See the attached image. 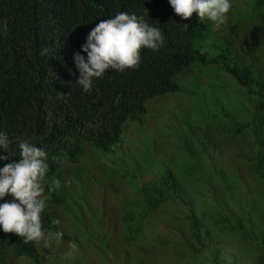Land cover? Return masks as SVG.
Returning a JSON list of instances; mask_svg holds the SVG:
<instances>
[{"label":"trees","instance_id":"trees-1","mask_svg":"<svg viewBox=\"0 0 264 264\" xmlns=\"http://www.w3.org/2000/svg\"><path fill=\"white\" fill-rule=\"evenodd\" d=\"M117 1L0 0V132L8 135L17 153L7 161L0 160V168L21 159L16 146L22 140L44 149L49 166L77 154L87 140H96L95 146L107 151L108 137L105 146L101 144L103 138L97 137L104 134L77 131L70 122L74 116L87 121L98 117L106 135L117 132L115 137L119 139V124L111 113L98 110L101 107L92 103L101 101L103 93L91 95L82 90L76 82L80 73L73 59L76 52L82 53L92 30L88 24L94 19L92 14L108 13ZM129 1L146 12L144 3ZM249 1L256 11L264 4V0ZM161 8L167 7L163 4ZM262 27L260 19L257 28L250 30L249 37L263 47L255 51L252 65L243 58L221 59L223 68L242 81L244 72L255 73L256 80L247 93L251 102L242 109L246 123L226 120L224 110L235 102L222 96L218 85L210 88L219 94L216 104L206 89L193 93L197 122L187 120L190 127L185 136H180L179 144L168 137L160 140L157 134H151L147 143L141 141L148 147L147 162L155 169H147L151 177H145L142 184L134 180L135 190L123 198L121 211L111 206L103 216L83 214L91 236L99 234L100 229L108 233L109 241L104 243L108 251H103L99 243L98 247L93 245L96 251L103 256L104 252H113L116 257L138 256L140 264L144 254L159 260L172 258L176 264H264ZM42 48H47L45 55H41ZM250 54L254 55L252 50ZM169 60L176 63L171 65L172 74L183 69L177 57ZM107 72L97 79L101 88L115 73ZM117 115L123 123L124 115ZM46 116L51 121L57 118L61 124L66 122V127L59 131L61 127L56 124L58 130L49 129L44 135ZM0 153L8 155L4 149ZM11 200L9 194L0 199V204ZM78 218L69 217L68 225ZM95 219L100 220L96 223ZM81 236L76 231L71 242L77 244ZM0 247V264H4L2 251L7 248L2 249V240ZM24 254L41 261L38 251L25 249Z\"/></svg>","mask_w":264,"mask_h":264},{"label":"clouds","instance_id":"clouds-1","mask_svg":"<svg viewBox=\"0 0 264 264\" xmlns=\"http://www.w3.org/2000/svg\"><path fill=\"white\" fill-rule=\"evenodd\" d=\"M137 1L146 5L145 13L133 7L129 0L117 1L108 13L98 16L93 13L94 19L88 22L92 30L82 45V53L73 50L80 73L77 84L84 92H92L91 95L97 91L103 93L101 101L92 103L101 107L98 110L111 113L119 124V139L115 137L117 132L106 135L98 117L87 121L74 116L70 122L77 131L84 135L104 134L97 137L103 138L101 144L105 146L108 137L107 151L95 146L96 140H87L79 158L83 148L49 166L44 149L22 140L16 146L21 159L0 168V199L12 196L10 202L0 204V240L2 249L7 248L5 253L2 251L4 264H41L48 259L50 250L61 247L65 240L68 250L64 259H73L78 245L71 242L74 234L64 227L68 226L75 207L90 210L113 206L121 211L119 204L130 193L124 181L130 179L128 165L133 164L134 141L147 143L143 138L133 139L132 122L145 125L143 120H147L148 138L158 132L166 135L165 124L174 119L172 110L163 107L156 113L153 107L160 108L164 103L179 105L183 100L196 116L191 95L206 89L216 104L220 101L219 94L210 88L218 85L221 95L236 103L230 102L224 110L226 120L246 123L247 115L242 109L251 102L247 93L256 80L255 73L244 72L242 81L240 76L223 68L221 59L243 58L249 65L253 64L255 51L263 47L249 34L251 28H257L258 20L264 22V4L256 11L249 0ZM163 4L167 8L162 9ZM46 53L47 48H42L41 55ZM170 57H177L183 67L175 75L171 65L176 63ZM109 70L115 73L101 88L98 80ZM180 81L191 82L193 86L184 90ZM117 113L124 115L123 123L119 122ZM50 118L45 117L44 135L59 125V131L66 127V122L61 124L59 119ZM0 149L8 152V155L0 153L3 161L17 154L3 132H0ZM145 177H151L150 172L132 181L136 179L142 184ZM25 249L38 251L41 261L24 254Z\"/></svg>","mask_w":264,"mask_h":264},{"label":"rangeland","instance_id":"rangeland-1","mask_svg":"<svg viewBox=\"0 0 264 264\" xmlns=\"http://www.w3.org/2000/svg\"><path fill=\"white\" fill-rule=\"evenodd\" d=\"M181 85L184 87V90L190 89L193 84L191 82H183L180 81ZM150 104V101H149ZM180 105V106H179ZM179 105H168L166 103L163 104V106H160V108H152L154 112L160 113L162 108L168 109L173 114V120H169L166 125V135L160 134L158 132L157 137L160 140H164V137L171 138L175 144H179L181 142L180 136H185L187 133V129L190 127V123L187 122V120L190 119L192 123H196L197 119L196 116H193L190 111V107H187L185 101H181ZM181 105L183 107H181ZM145 125H141L140 121L132 122L134 126V130L131 132V135L133 136V139L143 138L147 141V133H150L147 131V120L146 122L143 120ZM193 149L195 151L196 147L192 145ZM134 153H133V164L130 167V179L127 181H124L127 186L130 189V193L128 195H131L135 189V184L132 181L134 177H137L138 179H142L147 169H155V167L147 162L148 160V147L144 143L134 141ZM160 154V153H159ZM89 213L91 216H103L105 213V207L99 206L95 207L93 209H87L84 208H78L75 207L74 211L71 212V216L73 217H79L75 224L71 226L64 227L65 231H69L73 234H75L76 231H79L82 236L80 237L79 241L77 242L78 245V252L75 254V257L73 259H64V253L68 250V242L67 240L63 241L61 243V247L54 246L50 252L48 259L41 261V264H140V258L138 256H129V258H125V256L116 257L113 256V252H109L107 255L105 252L108 251V247L104 244L106 240L109 241L108 233L105 230L100 229L99 234L91 236L89 233V230L86 228L87 225L84 221L83 214ZM96 223L100 219H95ZM99 243V246L102 248L104 252V255L102 253L96 251L93 248V245H96ZM56 245V244H55ZM98 247V246H97ZM141 264H176L177 261L169 258V259H163L159 260L157 258H150L146 254L144 256H141Z\"/></svg>","mask_w":264,"mask_h":264}]
</instances>
